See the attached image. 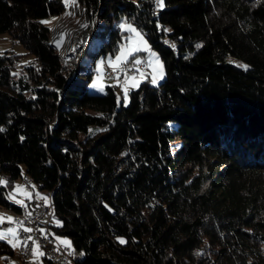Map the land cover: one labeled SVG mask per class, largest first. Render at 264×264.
<instances>
[{
    "label": "trees",
    "instance_id": "16d2710c",
    "mask_svg": "<svg viewBox=\"0 0 264 264\" xmlns=\"http://www.w3.org/2000/svg\"><path fill=\"white\" fill-rule=\"evenodd\" d=\"M77 5L106 23L93 64L126 39L110 26L126 16L165 77L118 106L116 86L90 90L86 51L76 62L50 44L41 21L63 14L64 0H0V34L34 55L15 70L19 54L0 52V207L21 208L8 192L28 176L81 264H264V0ZM14 256L0 240V259Z\"/></svg>",
    "mask_w": 264,
    "mask_h": 264
},
{
    "label": "rangeland",
    "instance_id": "374dc122",
    "mask_svg": "<svg viewBox=\"0 0 264 264\" xmlns=\"http://www.w3.org/2000/svg\"><path fill=\"white\" fill-rule=\"evenodd\" d=\"M135 1H137V0H135ZM64 5H65V3H64ZM69 12L73 13L72 15L74 16L75 20L83 21L84 24H87L88 26L84 27L83 29L81 28L80 30H73V31L72 30L68 31V29H66L63 31L62 34L56 33L55 27H56L58 20L63 15L68 14ZM46 21H51V23H49L52 27L51 42H53V45L57 48V50L60 51V53H62L64 55L70 56V53H68L66 49H68V43H69L70 36L72 35V33H75V35L77 33V35L81 36V38H82V34H83V35H85L84 38H86V39L88 38L87 41H85V43H87V50H86L85 56H84V64L87 65L89 69L93 70V76H92L91 81H90V90L91 91L102 93V92H104L105 87L107 85L116 86L118 95L120 97V102H121V101H124L123 86H124L125 74H127L128 76L135 75L137 80L140 81L138 87L145 80L151 85H157L165 77V64H164L163 58L161 57L160 53L157 50L152 48L151 43H150L149 39L147 38L145 32L142 31L140 28H138V26L132 20L127 18L126 16L116 17L114 19V21L110 22V26H112L113 24H116L123 31H125L127 33L126 39L119 44V48L117 49V51H115L114 53L109 52L106 55L99 56L95 60L94 64L91 62L92 55L97 50V48L101 44V42H103L107 38L106 33L104 32V28L106 26V23L103 20H101V23L99 24V26L95 27L98 20H96V22L94 20L95 24L91 23L83 14H81L80 11H78V5H76V6H69V7L65 6V12L63 14L59 15L55 19L47 18ZM129 24H131L132 27L136 28L137 31L142 33L144 40L147 41V50H144V46L140 43L138 38H136L135 34L129 32L127 30V26ZM121 25H124V27L122 28ZM87 28H89V30L86 33ZM57 41H60L59 47L57 46V43H56ZM137 46H139L141 48V50L138 52H134L131 56H127L124 62H127L129 60H136V59H138L140 61L144 60L146 63V69L145 70H139L138 72H135V73H129L126 70L121 69L122 64H120L119 67L117 68V71L116 72L113 71L114 72L113 75L108 76L106 74L107 69L113 70L112 67L109 66V64L110 63L116 64L117 63V61H116L117 56H120L122 52L126 53V52L130 51L131 49H133L134 47H137ZM5 51H10V52H14V53L19 54V60L17 62L15 70H19L22 66H24L25 64L30 63L34 60V55L31 53H28L25 46L21 42L14 40L7 31H3L0 34V52H5ZM157 59H159V61L163 63V73H164L163 78H160V76H159V70L156 66V60ZM153 76H155L157 78L156 84L151 83ZM117 77H118V79H117ZM131 83L132 82L129 81L127 84L128 101H129V92L133 89L138 88V87L133 88L131 86ZM0 178H1V174H0ZM29 181H30V183H29ZM208 184H209V180L206 181V183L203 185V188H206L208 186ZM15 185H23L27 189V191L32 193L33 199L35 198L37 192L41 196H47V197L50 196L46 190H41L39 188V186L36 184V182L29 179V177L25 176V175L22 177H18L17 179L14 180L13 185L11 186V189L9 190V192L13 191V188ZM33 185L36 186L34 188V190H32L30 188V186H33ZM16 198L17 199H23L24 202L27 200V198L22 196V195H17ZM39 201L41 203H44L43 200H39ZM9 216L13 217L11 212H9L5 208L0 207V217H3V222H0V231L11 228L10 226L6 225V223L7 224L11 223L7 220V217H9ZM55 236H59L61 238H66L71 242L70 238L66 235L55 234ZM36 240H38V239H36ZM40 245H41V243H40ZM14 249H15V256L11 257L9 259L10 264H32V262L34 260V257L32 256V254L28 258V261H24L18 255L19 250H20L19 246L15 247ZM41 249L45 252V249L42 245H41ZM0 264H5L3 259H0ZM37 264H44V258L40 257Z\"/></svg>",
    "mask_w": 264,
    "mask_h": 264
},
{
    "label": "snow or ice",
    "instance_id": "6c2138e0",
    "mask_svg": "<svg viewBox=\"0 0 264 264\" xmlns=\"http://www.w3.org/2000/svg\"><path fill=\"white\" fill-rule=\"evenodd\" d=\"M135 2V0H134ZM65 6L69 7V6H76L77 5V0H64ZM157 5L159 8H163L164 7V0H157ZM73 13L69 12L68 15H72ZM41 23H51V21H41ZM87 24H84L83 27H87ZM121 27L123 28L124 25H121ZM127 30L131 33H134L136 38H138V40L140 41V43L144 46V50H147V41L144 40L143 35L141 32L137 31L136 28L132 27L131 24H129L127 26ZM170 31V30H167ZM57 46H60V41H57ZM172 47L175 48V44H172ZM199 47V46H198ZM141 48L139 46L134 47L133 49H131L128 52H122L120 56L116 57V64H109L110 67H112L113 71L116 72L117 68L119 67L120 64L124 63L125 59L127 56H131L134 52H138L140 51ZM133 65H138L141 63L140 60L136 59L134 61H132ZM156 66L159 70V76L160 78H163V63L159 61V59L156 60ZM240 67H243L245 69H247V65H239ZM134 71H138V69H133ZM14 75H18V73H14ZM118 79V77H117ZM131 81V86L133 88L138 87L140 81L137 80L136 76H128L127 74H125V79H124V86H123V91H124V106H127V102H128V87L127 84L128 82ZM151 83L156 84L157 83V78L155 76H153ZM117 105L120 106V97L119 95L117 96ZM4 129L0 128V131H3ZM8 181H6L4 178H0V185H3L5 187H7L8 185ZM33 188H35L36 186L33 185ZM17 195H22L24 197H26L28 200L32 199V193L27 191V189L23 186V185H15L13 188L12 192L8 193V199L14 201L16 204H19L21 207H23L25 209L26 215L27 216H31L32 213L27 211V204H25L23 199H17ZM36 200H43L44 201V205L45 206H50V198L47 196H41L38 192L36 193L35 196ZM39 206V205H38ZM52 215L54 216V212L52 213ZM7 220L9 222H13L14 218L9 216L7 217ZM0 222H3V217H0ZM15 223L19 226L18 228H8L6 230L0 231V240L6 241L9 245H11L12 247H18V246H23L25 249H27L29 242L32 243L33 247L31 249V253L32 256L34 257V260L32 262V264H37V262L39 261L40 257H43L45 255V252L41 249V245L39 243L38 240H36L33 236L28 235L27 237H21L20 236V231L22 230L23 232H27V233H31L33 232L32 228H28V227H24V221L23 220H18L15 221ZM56 225L57 226H62L60 221H56ZM40 232L42 233V235L44 236L45 239H47V235L45 233L44 229H40ZM56 241L58 242L59 246H64L66 248H71V242L66 239V238H61L59 236L55 237ZM120 240V243H126L125 240H123L122 238H118ZM59 246L57 247V251H59ZM72 253L69 252V255H71Z\"/></svg>",
    "mask_w": 264,
    "mask_h": 264
},
{
    "label": "built area",
    "instance_id": "2783aa9c",
    "mask_svg": "<svg viewBox=\"0 0 264 264\" xmlns=\"http://www.w3.org/2000/svg\"><path fill=\"white\" fill-rule=\"evenodd\" d=\"M155 1L157 3V0ZM88 29L89 28H87V30ZM167 43H169V45H172V40L167 39ZM132 61L134 60H129L127 62L122 63L121 69L126 70L129 73H135L138 72L139 70L146 69V63L144 60H142L141 63L138 65H133ZM134 68L138 69V71H134L133 70ZM106 74L108 76H111L114 74V72L111 69H107ZM30 188L34 190L32 186H30ZM5 209L11 212L14 218V221L9 223L8 226H10L11 228H18L19 226L15 223V221L23 220L24 221L23 226L32 228L33 232L27 233L21 230L19 233L20 236L27 237L28 235H31L35 239H38L41 245L44 247L47 257L54 264H81L77 260L76 252L73 249V245L71 248L59 246L58 242L55 239L56 236L51 229V223L54 218V216L52 215V213L54 212V208L51 200H50V206H45L44 203H37L35 209L31 210L27 208V211L32 213L31 216L26 215L25 209L23 207H21L20 209H10V208H5ZM40 229L45 230L47 239L44 238V236L40 232ZM58 246L60 249L59 251L56 250ZM32 247L33 245L31 242H29L27 249H25L22 245L19 246L20 250L18 255L26 256V258H28V256L32 254L31 253ZM69 252H71L72 254L69 255Z\"/></svg>",
    "mask_w": 264,
    "mask_h": 264
},
{
    "label": "bare ground",
    "instance_id": "6f19581e",
    "mask_svg": "<svg viewBox=\"0 0 264 264\" xmlns=\"http://www.w3.org/2000/svg\"><path fill=\"white\" fill-rule=\"evenodd\" d=\"M83 25H84L83 21L75 20L73 15L65 14L58 20L56 27H55V32L62 34L63 31L66 29H68V31L80 30L81 28L82 29L84 28ZM84 36L85 35L82 34V38H81V36H78L77 33L76 35L75 33H72V35L70 36V40L68 43V49L66 50L68 53H70V56L73 57L76 62H79V60L81 59V57L83 56L87 48V43H85V41H87L88 38L86 39L84 38ZM30 256L31 255H29L28 258ZM19 257L24 261H28V258H26V256H19Z\"/></svg>",
    "mask_w": 264,
    "mask_h": 264
},
{
    "label": "crops",
    "instance_id": "0c3cea01",
    "mask_svg": "<svg viewBox=\"0 0 264 264\" xmlns=\"http://www.w3.org/2000/svg\"><path fill=\"white\" fill-rule=\"evenodd\" d=\"M37 203H41V202L38 201V200H36L35 198H34V199L32 198L31 200H28V199H27V200L25 201V204H27L28 208L31 209V210L35 209ZM6 225H8V224L6 223ZM7 227H8V226H7Z\"/></svg>",
    "mask_w": 264,
    "mask_h": 264
},
{
    "label": "water",
    "instance_id": "95a60500",
    "mask_svg": "<svg viewBox=\"0 0 264 264\" xmlns=\"http://www.w3.org/2000/svg\"><path fill=\"white\" fill-rule=\"evenodd\" d=\"M51 38H52V31H51ZM51 38H50V44H52V42H51ZM53 45V44H52ZM54 46V45H53ZM55 47V46H54Z\"/></svg>",
    "mask_w": 264,
    "mask_h": 264
}]
</instances>
